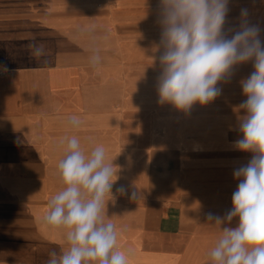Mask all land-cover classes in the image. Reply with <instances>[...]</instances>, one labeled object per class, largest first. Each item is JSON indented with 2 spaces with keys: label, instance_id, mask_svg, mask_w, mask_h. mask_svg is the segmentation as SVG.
Listing matches in <instances>:
<instances>
[{
  "label": "crops",
  "instance_id": "crops-1",
  "mask_svg": "<svg viewBox=\"0 0 264 264\" xmlns=\"http://www.w3.org/2000/svg\"><path fill=\"white\" fill-rule=\"evenodd\" d=\"M135 10L136 0H0V264H46L66 248L43 218L63 186L61 140L73 135L86 153L102 144L118 166L106 222L129 264H206L220 234L207 216L231 208L233 170L250 158L233 149L244 97L228 88L190 113L160 104L159 53L125 49L120 35Z\"/></svg>",
  "mask_w": 264,
  "mask_h": 264
},
{
  "label": "clouds",
  "instance_id": "clouds-1",
  "mask_svg": "<svg viewBox=\"0 0 264 264\" xmlns=\"http://www.w3.org/2000/svg\"><path fill=\"white\" fill-rule=\"evenodd\" d=\"M229 5L230 0H158L156 90L160 104L190 113L218 99L221 84L231 82L239 66L251 64L250 74L239 81L244 99L234 108L239 136L233 142L235 151L250 158L233 170L237 187L231 208L223 216H207L220 234L206 264H264V28L250 21L248 8H241L238 23L226 28ZM32 47L35 57L45 55L43 45ZM101 62L99 50L93 49L90 67L96 70ZM68 123L78 129L82 121L73 115ZM61 144L65 155L57 168L63 186L50 198L43 220L62 231L67 246L49 252L46 264H129L131 253L118 248L117 228L106 222V197L113 198L118 166L106 162L102 144L87 153L78 136L65 137ZM117 192L141 198L123 186Z\"/></svg>",
  "mask_w": 264,
  "mask_h": 264
},
{
  "label": "rangeland",
  "instance_id": "rangeland-1",
  "mask_svg": "<svg viewBox=\"0 0 264 264\" xmlns=\"http://www.w3.org/2000/svg\"><path fill=\"white\" fill-rule=\"evenodd\" d=\"M157 5L158 0H136V10L133 12L136 17L135 22L130 26L120 28V35L127 37L126 40H128L125 49L155 52V45L158 44L160 38ZM229 7L226 28L238 23L241 8H248L250 21L264 28V0H230ZM262 37H264V33H262ZM251 71V64L239 66L231 82L221 84L222 94L225 89L232 88V94L237 93L238 95L239 89H241L240 79L247 77Z\"/></svg>",
  "mask_w": 264,
  "mask_h": 264
}]
</instances>
